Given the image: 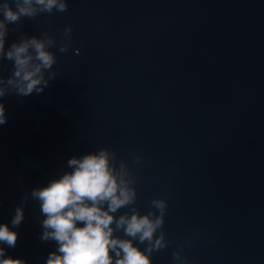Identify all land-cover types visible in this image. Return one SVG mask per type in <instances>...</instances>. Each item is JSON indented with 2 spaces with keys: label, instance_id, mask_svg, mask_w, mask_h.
Returning <instances> with one entry per match:
<instances>
[{
  "label": "water",
  "instance_id": "obj_1",
  "mask_svg": "<svg viewBox=\"0 0 264 264\" xmlns=\"http://www.w3.org/2000/svg\"><path fill=\"white\" fill-rule=\"evenodd\" d=\"M21 24L5 47L22 33L47 31L57 41L50 49L56 79L40 95L0 101L7 116L0 126V224L18 234L14 248L0 244L6 257L46 264L57 244L40 238L39 201L23 198L71 171L69 158L107 148L135 180L131 207L159 215L151 201L167 203L160 230L167 245L151 253L152 264H264V130L57 11ZM69 25L71 36L63 37ZM61 41L67 52L59 51ZM11 71V62L0 61V74ZM22 204L24 220L13 226ZM125 212L130 208L117 215Z\"/></svg>",
  "mask_w": 264,
  "mask_h": 264
},
{
  "label": "clouds",
  "instance_id": "obj_2",
  "mask_svg": "<svg viewBox=\"0 0 264 264\" xmlns=\"http://www.w3.org/2000/svg\"><path fill=\"white\" fill-rule=\"evenodd\" d=\"M53 11L67 12V0H3L0 3V61L12 63L11 75L0 74V101L11 95L18 98L40 95L56 79V73L50 70L57 63V57L50 49L57 41L47 31L40 37L22 33L18 40L5 47L8 34L22 28L23 18L35 19ZM71 32L69 25L62 35L70 38ZM68 47L61 41L59 51L67 52ZM6 123L5 105L0 102V126ZM115 158V153L107 148L73 156L67 161L71 171L51 180L47 186L34 188L23 198L24 203L29 195L39 201L45 217L41 221L40 238L57 244L46 264H152L151 253L166 247L165 234L160 231L164 225L166 201H151L159 215L155 212L141 215L131 207L137 199L135 180L126 163L121 161L117 167ZM136 159L138 162L139 157ZM122 208H130V212L117 215ZM23 220L22 204L16 207L11 224L19 226ZM118 232H123L127 238L115 235ZM17 236L8 224H0V244L14 248ZM134 241L146 244V248L142 250ZM173 255L177 260L182 259L179 252ZM0 264L27 262L6 257L5 248L0 247Z\"/></svg>",
  "mask_w": 264,
  "mask_h": 264
}]
</instances>
